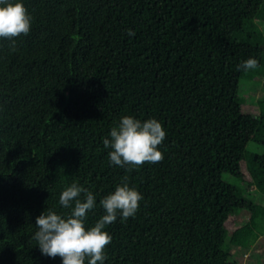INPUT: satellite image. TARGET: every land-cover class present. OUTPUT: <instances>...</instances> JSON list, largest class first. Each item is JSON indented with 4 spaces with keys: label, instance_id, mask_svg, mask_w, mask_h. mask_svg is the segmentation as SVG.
I'll use <instances>...</instances> for the list:
<instances>
[{
    "label": "trees",
    "instance_id": "trees-1",
    "mask_svg": "<svg viewBox=\"0 0 264 264\" xmlns=\"http://www.w3.org/2000/svg\"><path fill=\"white\" fill-rule=\"evenodd\" d=\"M24 4L28 35L0 39V264H61L32 239L36 217L69 211L59 193L76 182L97 195L91 226L125 180L143 199L106 226L105 264H239L228 244L264 235V204L242 193L264 194V95L255 115L238 96L264 69V0ZM124 115L161 122L159 162L109 164L102 138Z\"/></svg>",
    "mask_w": 264,
    "mask_h": 264
},
{
    "label": "clouds",
    "instance_id": "clouds-1",
    "mask_svg": "<svg viewBox=\"0 0 264 264\" xmlns=\"http://www.w3.org/2000/svg\"><path fill=\"white\" fill-rule=\"evenodd\" d=\"M32 21L24 0H0V39H7L14 45L15 38L28 35ZM128 34L134 35L131 31ZM256 65V59L249 57L237 68L247 72ZM165 137L166 131L156 118L142 120L124 115L102 138V144L107 150L109 164L128 171L144 163L159 162L163 158L159 146ZM142 199L143 195L134 186L122 181L99 199L103 214L86 227L88 213L97 207V195L72 182L58 198L59 206L69 211L44 209L35 219L32 239L42 255L59 256L61 264H105V248L112 240L106 226L118 218L123 222L134 217Z\"/></svg>",
    "mask_w": 264,
    "mask_h": 264
},
{
    "label": "rangeland",
    "instance_id": "rangeland-1",
    "mask_svg": "<svg viewBox=\"0 0 264 264\" xmlns=\"http://www.w3.org/2000/svg\"><path fill=\"white\" fill-rule=\"evenodd\" d=\"M258 25L264 36V20L259 19ZM264 95V69L261 74L254 77L243 76L239 82L238 96L241 101L242 110L246 113L257 114L260 106V99ZM252 142L247 143V147L251 148ZM257 150H261L256 146ZM241 186V183H239ZM246 188V186H245ZM247 191H242L243 196L255 200L257 203L264 204V194L256 188L254 184H249ZM253 194V195H252ZM248 213L243 212L235 215L231 222L230 229L240 226L248 219ZM228 250L231 259L239 264H264V235L258 237L250 246L239 247L228 244Z\"/></svg>",
    "mask_w": 264,
    "mask_h": 264
}]
</instances>
